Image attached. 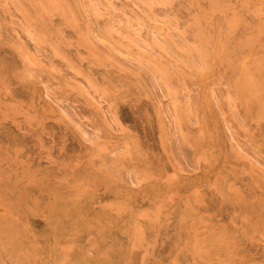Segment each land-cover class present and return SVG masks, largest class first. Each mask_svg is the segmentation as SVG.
<instances>
[{"label":"rangeland","instance_id":"374dc122","mask_svg":"<svg viewBox=\"0 0 264 264\" xmlns=\"http://www.w3.org/2000/svg\"><path fill=\"white\" fill-rule=\"evenodd\" d=\"M0 264H264V0H0Z\"/></svg>","mask_w":264,"mask_h":264},{"label":"bare ground","instance_id":"6f19581e","mask_svg":"<svg viewBox=\"0 0 264 264\" xmlns=\"http://www.w3.org/2000/svg\"><path fill=\"white\" fill-rule=\"evenodd\" d=\"M67 7V6H66ZM162 80V79H161ZM243 198V197H242ZM255 215V214H254ZM259 223V222H258Z\"/></svg>","mask_w":264,"mask_h":264}]
</instances>
